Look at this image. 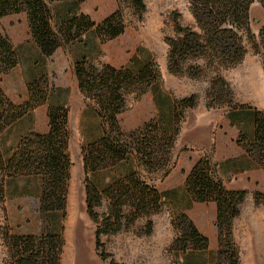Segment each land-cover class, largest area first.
I'll list each match as a JSON object with an SVG mask.
<instances>
[{"label":"rangeland","instance_id":"obj_1","mask_svg":"<svg viewBox=\"0 0 264 264\" xmlns=\"http://www.w3.org/2000/svg\"><path fill=\"white\" fill-rule=\"evenodd\" d=\"M143 5L141 14L122 6L126 28L116 39L99 44L94 31L90 30L81 42L68 45L63 50L57 49L46 58L39 56L29 39L23 14L9 17V23L1 25L0 32L6 35V29L8 39L13 47L16 46L17 66L11 73L0 75V87L12 102L18 101L25 95L26 82L42 74L47 77L52 90L48 103H64L68 110L67 153L70 168L64 216L57 212L40 214L38 177H0V264H9L8 249L3 243L4 234L41 233L61 236L60 264H225L215 253V228L214 222H210L212 204L191 203L182 187L163 194L156 213L139 217L114 234L100 236L101 250L95 251L93 247L94 224L85 214L80 148L99 137L101 126L92 103L86 102L76 89L72 74L75 61L83 58L95 66H124L133 71L146 62L155 65L158 78L145 89L144 94L136 97V92H129L124 96V110L117 116L123 130L134 129L151 119L157 121L161 128L169 130L174 103L194 96L193 108L185 111L178 108L175 111L179 117V130L174 141V157L183 151L187 132L191 134L192 130H202L206 124L214 131L220 117L234 123L235 138L241 135L250 139L251 124L248 120L244 121L248 109L264 112V31L258 34L264 23V0H252L249 20L238 28L237 36L241 38L244 54L236 65L224 69L216 61L208 65L205 59L189 57L182 63L178 75L167 71L168 48L164 39L179 36L175 33V25L202 35L191 13V2L143 0ZM70 9L65 3H54L51 7L53 22L58 24L67 18L74 11ZM114 9L113 0H87L78 6L77 11L98 23ZM219 80L225 85H221ZM46 107L47 104L40 106L33 111L35 113L23 116L0 134L3 160L33 124L46 131ZM218 151L222 153L220 147ZM132 164V158L128 157L112 168L87 174L86 177L99 191L113 179L129 172ZM159 174L152 173L149 178L155 182ZM252 174L254 177L250 183H246L244 178L228 179L229 190L246 192L238 207V215L232 220L238 264H264V209L254 204L251 196L253 191H264V170ZM140 175L146 177L141 172ZM105 207L103 202L95 211L100 215ZM181 213L202 235L206 231L211 233L207 250L194 251L188 247L181 252L172 244L176 235V226L172 222ZM147 221L151 222L149 234H146ZM100 252L106 256L104 259L98 256Z\"/></svg>","mask_w":264,"mask_h":264},{"label":"trees","instance_id":"obj_2","mask_svg":"<svg viewBox=\"0 0 264 264\" xmlns=\"http://www.w3.org/2000/svg\"><path fill=\"white\" fill-rule=\"evenodd\" d=\"M87 0H0V19L7 15L23 14L27 34L39 56L50 57L57 49L79 43L84 35L93 30L99 44L112 41L122 35L126 23L122 6L136 14L144 10L143 0H113L115 9L98 23L88 15L77 11ZM191 13L202 35L175 25L176 39H164L167 45V71L178 75L182 63L189 57L205 59L208 65L217 62L220 67L236 65L244 54L241 38L237 36L240 25L249 20L252 0H190ZM54 3L66 5L73 13L55 24L51 7ZM263 28L258 34H262ZM226 40V41H225ZM17 65V52L8 37L0 32V75L7 74ZM72 74L79 94L92 103L100 123L99 137L80 148L84 174L83 191L85 214L94 224L93 247L102 248L99 237L114 234L139 217H147L158 211L164 193L156 186L175 165L173 144L179 130V117L175 111H185L194 106L195 97L178 100L173 105L172 123L169 130L161 128L155 120L123 130L117 116L124 110V96L136 92V97L158 78L155 65L142 64L136 70L97 66L83 58L72 64ZM221 85H225L219 80ZM25 100L13 103L0 87V134L23 116L47 104L45 109L47 129L44 133L29 131L24 134L9 156L3 160L0 154V177L36 176L39 178L38 208L41 215L60 213L64 216L66 186L70 161L68 145V110L64 103H48L52 94L47 77L42 74L26 82ZM51 101V100H50ZM251 124L250 139L238 135L234 144L264 170V112L248 109L244 121ZM183 151L186 149L183 148ZM212 151V150H211ZM132 158V167L126 174L113 179L97 190L86 175L114 167ZM140 172L146 175L142 178ZM160 172L154 182L149 176ZM182 188L191 203L214 205L216 233V257L225 264H238L237 249L232 238V220L238 215V207L246 194L244 190H229L215 174L211 155L198 156L185 175ZM2 193L0 186V195ZM252 201L264 209V191H253ZM106 203L100 215L95 211ZM176 235L172 244L181 252L188 247L194 251L207 250L208 240L183 213L173 220ZM151 222H146V234ZM8 249L9 264H60L63 242L56 233L37 235H3ZM98 256H106L100 252ZM110 264H114L110 262Z\"/></svg>","mask_w":264,"mask_h":264},{"label":"crops","instance_id":"obj_3","mask_svg":"<svg viewBox=\"0 0 264 264\" xmlns=\"http://www.w3.org/2000/svg\"><path fill=\"white\" fill-rule=\"evenodd\" d=\"M18 14L7 15L0 19V27L3 22L7 24L9 17L17 16ZM11 19V18H10ZM25 19V18H24ZM5 33L8 36V33L5 29ZM10 40V39H9ZM11 41V40H10ZM17 45V44H14ZM16 47V46H15ZM14 47V48H15ZM17 66V65H16ZM15 66V67H16ZM12 68L9 72L11 73L14 69ZM25 100V95L18 101H13L15 104H20ZM39 108V107H38ZM33 111H37V109ZM31 113H35V112ZM30 113V114H31ZM217 126L214 131L208 127L209 124H206L202 130H192L187 132V142L182 144V148H185V151H180L176 156L175 165L169 174L160 182L157 186V190L161 193L171 191L175 188H181L185 175L190 170L193 163L197 160L198 156L202 155H211L212 162L215 165V174L222 181L224 186L228 189L229 182L228 179H239L244 178V181L250 183L253 180V172L260 170L256 168V165L253 161L248 158L244 152L239 149L234 144V138L236 135V127L234 123L226 117H220ZM29 131L44 133L45 128L40 130L36 127L35 124L31 127ZM28 131V132H29ZM183 131V130H182ZM184 135V136H186ZM175 144V143H174ZM173 144V147L175 145ZM184 146V147H183ZM221 148L222 153H219L218 148ZM212 150V151H211ZM235 154V157H231ZM231 173V174H228ZM231 177H229V176ZM212 204V203H209ZM211 219L210 222H214V205L212 204L211 208ZM206 231L205 236L210 240V232ZM214 236L216 238V233L214 229ZM210 249V248H208Z\"/></svg>","mask_w":264,"mask_h":264},{"label":"water","instance_id":"obj_4","mask_svg":"<svg viewBox=\"0 0 264 264\" xmlns=\"http://www.w3.org/2000/svg\"><path fill=\"white\" fill-rule=\"evenodd\" d=\"M248 17H249V12H248Z\"/></svg>","mask_w":264,"mask_h":264}]
</instances>
